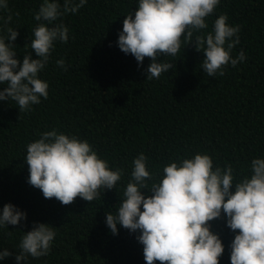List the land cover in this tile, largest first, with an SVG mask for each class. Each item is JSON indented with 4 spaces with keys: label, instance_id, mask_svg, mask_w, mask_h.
Returning a JSON list of instances; mask_svg holds the SVG:
<instances>
[{
    "label": "trees",
    "instance_id": "16d2710c",
    "mask_svg": "<svg viewBox=\"0 0 264 264\" xmlns=\"http://www.w3.org/2000/svg\"><path fill=\"white\" fill-rule=\"evenodd\" d=\"M41 3L8 0V9L0 11L5 19L11 15L9 26L19 32L14 43L21 62L31 50L24 46L31 41ZM136 7V0H88L76 14L63 16L69 40L57 43L40 73L49 83L48 98L27 112L15 102H0V209L12 203L27 213L19 225L0 229V249L13 251L0 264H16L21 231H31L34 222L51 224L57 235L48 256H29L27 264H146L139 233L119 227L112 234L105 223L107 212L120 203L139 153L159 174L174 159L207 152L214 166L231 164L238 177L250 175L251 160L264 156V0H221L207 18L209 27L201 34L221 14L239 24L240 43L232 55L246 54L244 62L216 77L201 69L204 53L193 41L165 57L174 69L147 80L151 58L138 66L117 44L125 16ZM61 58L66 71L56 64ZM54 128L87 139L111 167L124 169L118 189L105 190L92 202L78 196L64 205L30 185L27 145ZM210 223L225 245L220 264H231L235 233L223 216Z\"/></svg>",
    "mask_w": 264,
    "mask_h": 264
},
{
    "label": "clouds",
    "instance_id": "9594fccd",
    "mask_svg": "<svg viewBox=\"0 0 264 264\" xmlns=\"http://www.w3.org/2000/svg\"><path fill=\"white\" fill-rule=\"evenodd\" d=\"M88 0H42L35 13L36 27L30 43L18 57L17 29L9 26L11 15L0 16V102H15L27 112L49 96V83L40 73L49 63L57 43H67L69 28L61 18L76 14ZM221 0H136V10L123 20L118 47L131 54L146 69L147 80L159 79L175 65L165 57L175 56L182 47L195 42L204 53L201 69L209 77L223 76L230 65L246 60L243 50L232 52L240 43L241 26L229 23L221 14L208 29L207 18ZM8 9V0H0V11ZM33 52L37 58H33ZM164 57L160 60V57ZM56 64L67 70L64 59ZM29 171L28 183L41 190L45 198H56L64 205L78 196L92 202L109 189H118L125 170L113 168L87 140L52 129L39 134L27 145L24 157ZM250 175L238 177L233 166H214L207 152L174 159L157 174L143 152L131 162V172L115 211L106 214V226L112 234L119 227L139 233L146 264H220L225 245L212 231L211 221L226 218L235 233L231 241V264H264V156L253 158ZM234 188V191H233ZM147 190V194L145 192ZM27 213L12 203L0 209V229L19 225ZM238 230V231H237ZM15 252L16 264H27L28 257L40 258L51 252L57 232L48 223L34 222L23 232ZM13 251L0 249V261Z\"/></svg>",
    "mask_w": 264,
    "mask_h": 264
}]
</instances>
